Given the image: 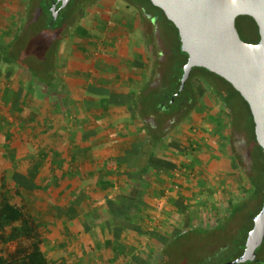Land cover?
I'll list each match as a JSON object with an SVG mask.
<instances>
[{"label": "crops", "instance_id": "1", "mask_svg": "<svg viewBox=\"0 0 264 264\" xmlns=\"http://www.w3.org/2000/svg\"><path fill=\"white\" fill-rule=\"evenodd\" d=\"M117 2L125 4L123 0H101L97 6L88 7L80 19L82 31L60 44L58 58L62 63L56 66L55 82L45 85L37 79L33 85L35 80L29 79L32 90L20 78L25 71L21 70L14 82L17 85L8 86L3 96L9 108L18 112L17 117L21 113L27 128L36 130L39 126L31 144L24 137L14 140L18 145L26 144L29 154H15L14 164L9 163L0 184H8L11 190L13 186L14 196H22L20 204L26 205L29 200L31 213L42 222L43 249L49 264H91L89 256L93 253L99 257L94 264H134L135 257L151 262L152 245H140V239L151 230L148 223L156 214L157 198L168 194L163 217L174 216L168 225L179 230L189 223L186 217H180L195 214L201 198L210 199L209 195L220 193L216 191L218 184H223L231 173L241 180L242 166L233 163L226 143L230 140L224 130L229 116L221 103L215 106L216 98H211L212 91L205 84L204 97L195 110L156 147L149 144L153 154L149 160L154 166L146 185H141L137 170L117 161L135 155L134 144L151 138L150 127L156 129L153 116L141 118L129 106L148 86L158 84L153 75L154 63L150 68L146 53L142 56L134 52L132 29L136 22L125 10L129 5L125 4L122 11L116 7ZM11 3L17 7L13 8L15 15L6 13L0 29L5 32L7 26V31L17 33L26 0ZM7 9L11 11L10 4ZM1 46L4 43L0 38ZM6 76L11 78L12 73ZM41 85L53 91L46 95L40 91ZM26 111L30 113L24 114ZM28 119L32 120L31 127L26 123ZM14 141L5 144V152L18 150L12 145ZM232 166L234 171L229 172ZM177 170L182 171L180 177L176 176ZM140 188L145 190L148 204V210L140 212L136 221L141 230L109 223L107 201L120 196L135 198ZM52 228L55 240H51Z\"/></svg>", "mask_w": 264, "mask_h": 264}, {"label": "trees", "instance_id": "2", "mask_svg": "<svg viewBox=\"0 0 264 264\" xmlns=\"http://www.w3.org/2000/svg\"><path fill=\"white\" fill-rule=\"evenodd\" d=\"M31 1L32 0H27L28 7L33 5V1ZM43 1L44 0H39L40 7L37 8L39 2L36 0L34 3L37 6V10L30 14L32 16L29 15L27 17L30 22L34 20V15H36L37 20H35V22L38 21L37 23L39 26L32 28L33 24L29 25L28 22L27 25L25 22L26 25L21 35H26L32 45H37L35 39L39 36L41 42L40 46L44 49L41 53V58L44 59L43 62L45 64H49L51 63L52 54L56 59L58 55L57 49L62 39L66 38L68 30L83 15V9H87L99 0L82 1V4H84L82 5V9H74L75 5H72L74 0H71L66 8H61L60 3V8L57 7L59 11L57 19L54 17L51 10L48 9L55 0H50L48 5H45ZM125 1L129 2V5H133L140 9L141 19L147 27V43L155 56L153 75L154 77H158V84L154 87L148 86L147 90L149 91L145 90L138 98L134 99L129 109L132 113L140 115L141 118H145L149 115L153 116L157 127L154 129L148 124L151 138H143L134 144V147L137 149L135 155L124 156L118 158L117 161L126 162L127 166L137 170L138 176L141 179V185H146L148 173L151 172V168L154 166V162L149 160L151 157L150 155H153L149 151L150 145H152L151 148L156 147L173 127L180 125L195 110L199 100L204 97L205 90L203 84H205L219 99L221 104L229 110L231 114V131L234 134H243L245 136L247 152L252 162L251 168L248 171V179L251 185L250 197L242 203L234 204L231 211L223 217L224 219H221L220 227L223 228L228 219L232 220V218L242 212L243 209H247L250 204L249 200H251V202H257V212L255 215L251 216V225L246 230V238L241 252L242 256L246 248L249 232L254 227V218L262 210L264 204V150L257 142L255 132L256 124L251 108L248 102L231 83L204 67L193 68L184 91L180 92L184 66L189 56L182 50L178 28L167 18L164 11L153 5L150 0ZM154 20L158 23L165 20L171 24L175 30L173 37H167L166 32L165 37H162L166 40V46L169 48L164 58L162 57L163 51L160 49L157 40L156 29H154V26L150 27V25H153L152 22ZM242 21L243 24L241 25ZM44 23H46V28H42ZM237 27L244 41L250 43H258L260 41L259 27L251 16H239L237 18ZM247 28L250 29L249 34L245 33ZM5 48L3 54H0L3 55L2 58L0 56V61L11 63L15 59L13 57L14 54L12 52L13 48L11 47V43L6 45ZM51 50L53 52L52 54ZM24 65L25 67L30 66L29 64H22L23 67ZM42 70L43 69L38 70L39 75L36 74L37 72H34L35 75L41 79L38 78V80L43 84L46 83L45 85L49 83L52 84L53 80L57 77V71L55 69L54 72L51 71V77L49 81L46 82L45 80L47 78L41 73ZM223 82L228 84L230 88L227 89V86ZM236 96L242 99L243 105L245 106V111L243 110L241 119L238 118L239 110L236 106L230 105L232 101L234 102L233 98ZM170 121H172L171 124L168 123ZM167 125L169 126L168 128ZM147 155H149L148 158H146ZM12 156L15 158V155ZM234 163L236 164V162ZM1 186L3 189H0V244L5 245L15 241L17 245L14 250L8 249L7 247H2L0 249V264H49L48 257L43 249L41 224L39 220L29 211L26 205L13 201L8 193L10 187L8 184L4 183ZM19 186H21V184H19ZM145 194V190L140 188L135 198L120 196L116 200H108L107 219L109 223L119 225L123 229L132 228L135 231H140L141 226L139 223H136V221L140 212L148 210V204L144 198ZM180 230L181 229L177 230L176 235L178 236L174 238L167 236L168 234L164 235L158 232L147 231L146 234H149L164 245V251L160 255L158 262H144L142 258L135 257L134 264H164L167 259L166 254H169L170 250L173 249L172 246L176 244V241L181 238L183 239L185 235L189 238L188 240H192L196 236L211 237V235H206V231L201 228L195 231L187 230L182 234ZM142 233L144 234L145 232ZM192 233L198 235L195 234L196 236L192 237Z\"/></svg>", "mask_w": 264, "mask_h": 264}, {"label": "rangeland", "instance_id": "3", "mask_svg": "<svg viewBox=\"0 0 264 264\" xmlns=\"http://www.w3.org/2000/svg\"><path fill=\"white\" fill-rule=\"evenodd\" d=\"M32 1L31 2L33 5L28 7L27 0H26V5L24 6L25 14L20 15V17H22L23 19V22H21L22 24L20 23V26H19L20 31L18 30L17 33L9 32L7 31V26L4 27L5 32L1 31L2 29H0V38L1 40H3V43H4V46H1L2 48L0 47L1 49L0 54H3V51H5L6 49L5 48L6 45L11 43V47L13 48L12 52L14 54L13 57L15 58L11 63L0 61V180L4 177V174L6 175V171L9 166V163L11 165L14 164L12 160H14L15 158H13L12 155L16 154L17 156H20V155L26 156L28 153L27 148H25V146H27L26 144L18 145L15 143L14 140H16L17 138L18 139L21 138V140H23V137H24V138H27L28 143L31 144V142H34V139L37 136L36 130L39 127L37 126L36 130H32L34 129V127H32V129L27 128L25 125V122H23V118L20 116L21 113L19 117H17L18 112L14 113V111L11 110V108H9V105L6 103V99L3 98L4 94L7 95L6 89L8 88V86H16L17 84L14 82L17 81L15 80L17 79V74L21 73V70L22 71L25 70L24 72H22L23 75H21L20 78H23L24 81L27 82V84L25 83V86L27 85L26 86L27 88H32L33 90V85L37 84V79L39 78L38 76L35 75V73L37 72L36 74L39 75V72H38L39 69H43L41 73L45 75V77L47 78L45 81L48 82L49 78L51 77V71L54 72V69L57 70L56 66H59L62 63L60 61V58H58V55L56 59L54 58L52 54L53 52L51 50V54H52L51 63L45 64L43 62L44 59L41 58V53L42 51H44V49L43 47L40 46L41 42H40L39 36L37 39H35L36 40L35 43L37 45L35 44L32 45L30 43V40L26 37V35L24 34L21 35V32L24 29V26L26 25V23L28 25L29 20L27 19V17L31 13L35 12L37 8L40 7L39 0H37L39 2V4L37 5L38 7L34 3L36 2V0L35 1L32 0ZM82 1L85 2L86 0H74L72 3V5L73 4L75 5L74 9H79V8L82 9L83 8L82 5H84L82 4ZM11 2L12 0H0V23L4 22L5 20L4 16H8V14L6 13L9 12L12 16L15 15V11H14L16 7L14 4L15 2L13 4ZM49 2L50 0L43 1L45 5H48ZM7 4H10L11 11L7 9ZM96 4L97 3H94L92 5L97 6ZM125 4L129 5V2L125 1ZM125 4L123 3L122 5H119V3L117 2L116 7H119L118 8L119 10L124 11L123 8ZM48 9L51 10V7ZM87 9L85 8L83 9L84 13L82 16L87 14ZM125 10L130 13V16L134 17L133 18L134 22H136L133 25L135 26V28L132 29V33H133L132 34L133 36L132 46L134 47V52L136 53V55L141 54L142 56L143 54L146 53L147 58L151 60L150 62V68H151V64L154 63L153 61L154 54H152V50L150 49L147 43V36H146L147 27L145 24L142 23L140 9L137 7H134L133 5H129L127 6V8H125ZM34 16H35L34 20L29 22V25L33 24L32 28H34L35 26H39V24L37 23L38 21L35 22V20H37L36 15ZM81 17L68 30V33L66 36L68 37L67 40H70L71 36L74 33H78L82 31L79 29V23L81 22L80 20ZM14 19L16 20V22L19 20L18 16H16ZM125 20L130 21V19L128 18H126ZM153 22H154V29H156V32H157V40L159 43V47L163 51L162 57L164 58L167 52L169 51V48L166 46L167 45L166 40L163 39L165 37V32H166L167 37H170V36L173 37V34H175V30L173 26L165 20L163 22L160 21L159 23L155 20ZM242 24H243V21L241 22V25ZM42 28H46V23L42 25ZM245 33L249 34L250 29L247 28ZM87 37H91V35ZM63 41H66V38H63L62 42ZM57 50L58 52L62 50L60 49V45ZM141 50H142V53H141ZM0 56L1 58L3 57V55H0ZM22 64H29L30 66L28 67H32V66L33 67L28 68V67H25V65L23 67ZM12 69H14L13 72H8L9 70H12ZM8 73H12L11 78H8L6 76V74ZM29 79L35 80L33 81V85H31L32 82L28 81ZM53 82H55V80ZM49 84L51 85V83ZM224 84L227 86V89L230 88L228 84L226 83ZM34 88H35V91H37L38 89L37 86H35ZM40 88H41L40 91L43 93H46V95L51 93V91H53L51 87L48 88L47 86L41 85ZM60 91L63 92L62 90ZM211 98H216V105H215L216 107H217V102L219 104L221 103L219 102V99L213 94V92H211ZM233 100L234 102L232 101V104L230 105L236 106V108L239 110L238 118L241 119L243 115L242 112L243 110L245 111V106L243 105L244 103L242 99L239 98L238 96L234 97ZM225 110L227 111L226 114L229 116V118L227 117L228 122L224 130L227 134H229V138H230V140L226 141V143L229 144L230 156L232 157L233 163L236 162L242 166L241 168L242 174L240 176L241 180H237L236 177H234L235 172L231 173V175L228 177V179L225 180L223 184H220V183H219L220 185L218 184L217 190L214 189V191L216 190L217 192L221 191L220 193H215V194L213 193L212 194L213 196L209 195L210 199L201 198L199 201H197L198 210L193 209L195 214L190 215L189 217L188 216L180 217V219H183L186 217L189 222L187 224L185 223L184 228L180 230L181 234L187 230L195 231L196 229L201 228L206 231L205 233L206 235H211V237L210 238L207 236L197 237L196 235L198 234L195 233L196 234L195 235L194 233H192V237H195V236L196 237L193 238L192 240H188L189 238H187L186 235L183 236V239L181 238L180 240L176 241V244L172 246L173 249L170 250V253L166 254L167 259L165 260L164 264H226L227 262L233 261L236 258L241 256L242 247L245 242L244 240L246 238V233H247L246 230L251 225L250 218L252 215L256 214L258 206H257L256 201L251 202V200H249L250 204L247 209H243V211L238 213L235 217H233L232 220L228 219V221H226L223 228H220L221 219H224L223 217H225L227 213L231 211L232 206L236 203H242L246 199L248 200L251 194V185L248 179V171L251 168L250 166L252 162L247 152V143L245 144L246 138L243 134H234L231 131V128L230 130L229 128L227 129L228 124H231V114L227 108H225ZM29 113L30 111H26V113L24 114H29ZM30 121L32 120L31 119L26 120V123H28L29 127L32 126V124H29ZM41 126H44V125H41ZM11 141L12 142L14 141V144L12 143L13 146H16L17 148L19 147L18 150L16 149V150H10L9 152L8 151L5 152L4 150L5 144L7 145V143ZM211 145L214 146V144H211ZM220 152L223 153L222 150H220ZM232 169L233 170L229 169V172L234 171V166H232ZM218 182L219 181H217V183ZM1 185L2 184H0V189L2 188ZM11 188L15 190L13 186H11ZM13 190L9 189L8 193L14 202L19 203L22 196L20 195L19 197H15L14 196L15 193L13 192ZM221 197H222V200L217 201ZM214 202L216 203L214 204ZM25 203L29 207V211L31 212V204L29 200L26 201ZM164 213H166V210ZM164 213H162L160 217H157V218H155L156 214L151 215L150 221L148 223V226L149 228H151V230L148 229V231L150 230L151 232H158L164 235L168 234L167 236H171L174 238L178 236L176 235L178 229H175V228L172 229L171 225H168L170 224L168 223V220L169 219L175 220V217L174 216L172 218L167 217L166 219L165 217H163ZM176 220H177V217H176ZM39 223L42 225L41 220H39ZM169 228H171L172 230H169ZM53 231L54 229L52 228L51 229V240H55V237H56L54 236L55 234H53ZM142 242L151 243L152 248L150 252H151L152 261L158 262L160 255L164 251V245L160 243L157 239L151 237L149 234H147V236H144V235L141 236L140 245L143 244ZM16 245L17 243L15 241L9 242L5 245L0 244V249L2 247H7L8 249L14 250ZM53 248H54V245L51 243V250H53ZM146 249H148V246H146ZM93 255L90 254L89 256L91 258L90 260L92 261L91 264H94V261L95 260L98 261V258H99L97 257L95 253H93ZM257 255H258V259H257L258 262L254 261V262H245V263H238V264H264V243L259 248Z\"/></svg>", "mask_w": 264, "mask_h": 264}, {"label": "water", "instance_id": "4", "mask_svg": "<svg viewBox=\"0 0 264 264\" xmlns=\"http://www.w3.org/2000/svg\"><path fill=\"white\" fill-rule=\"evenodd\" d=\"M71 0H57L66 8ZM161 8L179 30L182 50L188 54L180 92L184 91L193 68L204 67L221 76L248 102L259 145L264 150V0H150ZM51 12L59 11L53 3ZM251 16L260 33L258 43L242 39L239 16ZM264 243V204L254 218L242 256L226 264L257 261Z\"/></svg>", "mask_w": 264, "mask_h": 264}, {"label": "built area", "instance_id": "5", "mask_svg": "<svg viewBox=\"0 0 264 264\" xmlns=\"http://www.w3.org/2000/svg\"><path fill=\"white\" fill-rule=\"evenodd\" d=\"M181 175H182V171L177 170L176 176L180 177ZM168 200H169L168 194L164 195L163 197H159L156 199V201H155V208H156L155 209V211H156L155 218L160 217V215L165 212Z\"/></svg>", "mask_w": 264, "mask_h": 264}, {"label": "flooded vegetation", "instance_id": "6", "mask_svg": "<svg viewBox=\"0 0 264 264\" xmlns=\"http://www.w3.org/2000/svg\"><path fill=\"white\" fill-rule=\"evenodd\" d=\"M53 3H56V4H57V7L60 8V5H59V4H60L61 2H57V0H55ZM245 144H246V142H245ZM258 250H259V249H258ZM257 254H258V252H257ZM257 256H258V255H257Z\"/></svg>", "mask_w": 264, "mask_h": 264}]
</instances>
